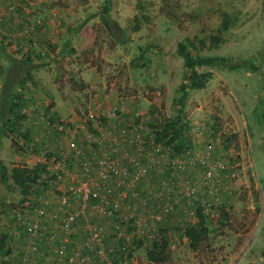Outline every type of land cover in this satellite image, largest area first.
<instances>
[{
	"label": "rangeland",
	"instance_id": "rangeland-1",
	"mask_svg": "<svg viewBox=\"0 0 264 264\" xmlns=\"http://www.w3.org/2000/svg\"><path fill=\"white\" fill-rule=\"evenodd\" d=\"M14 1V9L6 0L1 2L8 7L6 16L10 14L16 23L21 15L19 0ZM29 1L24 0L33 6ZM43 2L49 10L39 16L41 21L30 19L23 29L14 28L12 40L0 33L11 53L29 55L34 63L44 64V76H38L39 69L32 71L34 82L28 78L24 83H12L28 118L15 132L1 136L0 158L11 171L18 165L47 166L52 157L66 151L64 168L72 175L65 173L62 181L55 182L46 169L28 197L12 178L7 183L0 179V233L10 235L12 247L10 255L0 256V264H68L70 260L80 264L82 256L89 257L82 264H264V0H38ZM170 11L177 19L168 15ZM107 12L128 30L124 42L114 43ZM225 13L238 16L236 25L225 32L226 42L218 48L201 49V54L247 60L252 65L232 68L217 62L197 67L200 72L212 71L213 78L205 88L189 91L183 114L192 143L181 155L205 156L226 165L206 180V167L200 161L184 171L170 168L171 148L161 144L156 149L152 126L179 113L175 99L185 69L178 42L187 36L216 33ZM141 14H147L148 21L140 30L131 31L133 18ZM29 27L31 31L26 32ZM36 30L40 33L35 34ZM34 34L36 44L31 45L29 39ZM20 38L28 45L20 48ZM64 42L68 49L63 55L50 56L48 50ZM6 66L0 58L1 93L12 87L6 79L12 80L13 73ZM50 75L54 78L51 84ZM52 100L55 105L50 108ZM119 118L125 119L122 129L139 133L147 154L154 149L158 153L160 163L153 177L141 179V186L135 187L144 190L155 185L148 186L155 198L148 204L143 202L145 198H134L133 192L128 193L130 198H121L118 188L106 185L114 198L92 205L67 237L56 217L62 197L72 195L71 187L83 179V162L100 155L99 135H104L103 143L109 146L110 135L122 130L115 128L114 119ZM224 134L231 137L228 145ZM69 141H75L80 152L70 150ZM130 147L124 155L136 154L133 149L138 146ZM44 158L49 163H44ZM123 160L126 164L127 159ZM164 179L171 182L167 188L161 186ZM108 180L111 185L120 181L118 177ZM188 185L197 187L199 198H168L181 197L180 190ZM50 202H56L53 208L48 206ZM114 202H119V209L113 207ZM172 205L165 213L164 208ZM17 207L27 209L28 222L40 224L35 235L15 219L13 209ZM79 207L73 202L74 209ZM199 207L207 215L211 231L203 247L193 250L183 231L197 220ZM40 209L45 213L39 215ZM222 209L228 212V221L222 218ZM53 225L62 233L50 236L51 245L47 230ZM75 228L86 229L88 237L79 239L81 232L77 229L75 233ZM91 228L101 237L97 240L101 256L96 248L90 250L85 245ZM66 238L70 244L62 251ZM165 240L169 242L168 257L159 261ZM150 251L156 253L154 259L149 257Z\"/></svg>",
	"mask_w": 264,
	"mask_h": 264
},
{
	"label": "trees",
	"instance_id": "trees-1",
	"mask_svg": "<svg viewBox=\"0 0 264 264\" xmlns=\"http://www.w3.org/2000/svg\"><path fill=\"white\" fill-rule=\"evenodd\" d=\"M142 8V7H141ZM141 11H143L141 9ZM171 12V11H170ZM168 15L174 19L175 13L171 12ZM149 16L147 14L136 15L133 18V26L131 31L136 32L140 30L141 24L147 22ZM238 16L236 14H224V19L217 28V32L210 34L207 37H200L199 35L187 36L184 40L178 42L177 52L182 56L184 61V78L178 87L179 97L175 99L177 104L179 103V113L174 119H165L163 122L157 123L152 126L154 141L157 144L171 148L172 156L181 155L187 152L191 145L190 126L184 119V104L188 98L189 91L196 89H203L207 86L209 81L213 78L212 71L200 72L197 70L201 65H212L214 63L229 64L230 67L236 68L240 66L252 65L247 60H233L224 56L218 55H203L201 49H213L218 48L222 43L226 42L225 32L229 28L236 25ZM108 24L115 35L114 43H122L126 40L127 29L121 28L117 21L113 19L110 13L107 12ZM120 29V30H119ZM120 31V35H117L116 31ZM7 37H3L6 39ZM144 53V52H143ZM0 58H4L9 71H12V80H6L10 88H5L2 93L0 92V117L2 118V124L0 125V138L3 134H8V131L15 132L19 123L23 119L28 118L22 108L23 103L17 100V95L13 90V82L18 81L24 83L28 81V78H32V71L44 66L43 63H34L31 56L26 55L24 57H18L11 53L7 46L4 44V40H0ZM55 102L52 100L49 107H54ZM217 123V122H216ZM215 123V125H216ZM218 123L216 125L217 129ZM218 130H215L217 132ZM236 134H234L235 136ZM223 141L227 145L231 141V137L228 138L226 134L223 135ZM46 172V167L43 164H36L34 166L18 165L13 167L11 171H8L7 166L0 158V179L7 183L9 178L20 186L24 197H28L34 185H36L43 174ZM47 182H45L46 184ZM47 185V184H46ZM18 208V207H17ZM16 208L13 209L15 219L17 220ZM222 218L228 221L229 214L226 210L221 211ZM197 220L189 223L183 231V235L188 238L189 245L193 250H200L203 245L209 240L210 228L208 225L207 215L204 213L203 208L199 207L196 211ZM11 237L8 233H0V256H7L12 253V247L10 244ZM168 245L167 240L163 243V248L159 252L163 254L159 261H162L168 257ZM151 259H154L155 252H148ZM158 259V258H157Z\"/></svg>",
	"mask_w": 264,
	"mask_h": 264
},
{
	"label": "built area",
	"instance_id": "built-area-1",
	"mask_svg": "<svg viewBox=\"0 0 264 264\" xmlns=\"http://www.w3.org/2000/svg\"><path fill=\"white\" fill-rule=\"evenodd\" d=\"M3 0H0V2ZM8 3V6L10 9H14L17 4L14 0H6ZM34 27V26H31ZM27 31H31L30 27ZM101 140L99 143H102V145L98 148L100 150V155L97 157L96 160L93 161H85L83 162V179L78 181V183L71 187L73 189L72 195L65 194L62 197V206L60 208V211L56 213V217L60 219L62 228L65 230L67 237L72 235V232L74 231V226L78 223L79 219L81 217H86L89 208L93 204V200H98L99 205L102 201H104V198H109L112 195V190L107 189L105 192L103 191V182L108 180L112 177H118L120 179L119 183L122 186H125V190H121V196L126 197L127 190H135L137 183L141 181V179L152 175L155 167L160 163V160L158 159V153L154 149L150 153L147 154L146 151H143V144H145V141L140 137L139 133L132 132L130 130L122 129L118 135L111 134L109 139L111 140V145L109 143V146L107 144H104L103 141L106 140L104 135H99ZM97 140V139H96ZM153 143L157 146L156 149H159L161 144L155 143L153 140ZM125 144H130L134 146H138V155L134 156L133 154H127L126 157H123L121 152L125 146ZM69 149L76 151L77 153L80 152L78 145L75 141H69ZM44 152H40L39 155L43 154ZM67 152L62 151L57 156H54L51 158L50 163L48 162V158H44V163L46 169H48L52 175L55 177V182L62 181L64 174L72 175L69 168L65 169L64 167L67 166ZM123 158L127 159V163L125 164ZM158 159V161L156 160ZM200 161L203 166L206 167V174L205 179L209 180L212 179L215 173V170L217 169H225L226 165L222 163H218L212 160L207 159L205 156H201L200 158H197L193 155H178V156H172L169 164L170 168L177 170V171H184L191 168H194L197 165V162ZM129 168L131 171H129ZM75 178V177H74ZM169 180L164 179L161 181V186L163 188H167L171 185V182ZM133 192V191H131ZM180 195H175V197H172V195H168V198H187V201L194 200V198H199L197 196V187L194 185H188L184 189L180 190ZM135 198H139L138 193L134 191L132 193ZM163 194L161 193L159 197H161ZM76 197L82 199V203L78 209L73 208V202L76 199ZM121 197V198H122ZM127 198V197H126ZM142 198V197H140ZM143 199L144 203H150L151 198H154V195L147 194ZM106 204L111 203L109 200L105 201ZM174 204V203H173ZM113 207L115 209L120 208L119 202H114ZM173 208L172 206H167L164 208L165 213L169 212ZM27 209L25 207L22 208H16L15 212L17 214L18 220L22 221L24 224L27 225V229L29 231L30 235H35L38 232L39 223H32L27 221V217L25 216ZM62 211V212H61ZM44 209L39 210V215L44 214ZM132 217V215H131ZM101 237L99 236V232L96 228L90 229V236L89 239L86 241L85 245L88 247V249L93 250V248L97 249L98 255H103L102 248L97 247V240ZM65 242L61 245L62 251L63 248H65L67 245L70 244V240L66 238L64 240ZM99 249V250H98ZM86 259H89V257L82 256L81 263L82 264ZM128 263V261H126ZM68 264H76L74 261L70 260ZM131 264H137L135 262H131Z\"/></svg>",
	"mask_w": 264,
	"mask_h": 264
},
{
	"label": "crops",
	"instance_id": "crops-1",
	"mask_svg": "<svg viewBox=\"0 0 264 264\" xmlns=\"http://www.w3.org/2000/svg\"><path fill=\"white\" fill-rule=\"evenodd\" d=\"M46 1H48V0H46ZM19 5H20V13H19V15H21V16H19L18 18H17V21H16V23L14 22V20L12 19V18H9L10 17V14H9V16H6V14L7 13H9L8 11H7V9H8V7H7V9H6V4L5 3H2V2H0V33H2L3 35H8L9 37V40H12V38L10 37V35H14L13 34V30H14V28H16L17 30H18V28H19V30H20V28H24V25L25 24H30V19H31V21H36V22H39V21H41V18L39 17L40 15H42V14H44L45 12H44V10H46L47 11V9L49 10V7L48 8H45L46 6H47V4H44L45 2H43V3H38V0H32L31 2L29 1V3H31V5H33V6H30L27 2H24V0H19ZM31 12L33 13L32 14V17H31ZM6 16V17H5ZM27 22V23H26ZM60 29H61V27H60ZM38 30H36L35 31V34H38V33H40V32H37ZM35 34H34V38L33 37H30V39H29V41H30V44L32 45L33 43L34 44H36V42L34 41V40H37V37L35 36ZM20 35H25L23 32H20ZM40 35H44L43 33L42 34H40ZM40 35H39V37H40ZM50 35V34H49ZM49 35L48 34H46L45 36H47V37H49ZM5 37H7V36H5ZM16 39V38H15ZM21 41V38L18 40L17 39V42L19 43V46H20V48H22L23 46H26V45H28V43L26 42V43H21L20 42ZM55 42V41H54ZM53 42V43H54ZM50 43V42H49ZM52 43V42H51ZM53 48H54V50H51V49H49L48 50V52H49V54H51L50 56H52V57H56L58 54H59V56H62L63 55V52L65 51V50H67L68 49V46H67V44H65V42L64 43H62L61 44V46H52ZM43 53H45V51H43ZM48 55V54H47ZM57 58H58V56H57ZM43 67L44 66H42V67H40L39 68V70L38 71H36V73L38 74V76H40V75H42L43 73H41V71H42V69H43ZM43 76H44V74H43ZM54 78H51V75H50V78H49V81H48V83L49 84H51V81L53 80ZM7 80V79H6ZM123 120H125L124 118H119V120L118 119H114V121H116L117 122V124L115 125V128L116 129H119L120 130V128L122 129V127H124V124H122V121ZM110 126V125H109ZM118 130V131H119ZM132 147L134 146V145H131ZM127 147H129V149L131 148L130 147V145L129 144H125V146H124V148H123V150H122V152H121V154H122V156L123 157H126V155H124L123 154V152H128V150L129 149H126ZM131 150H132V148H131ZM133 151L136 153L135 155L137 156L138 155V150H137V148L135 147V149H133ZM145 151V150H144ZM129 154V153H128ZM134 154V153H133ZM79 163H77V165H78ZM129 171H131L130 170V168H129ZM151 177H153V174L152 175H149V176H147V177H145L144 179H150ZM111 182L112 181H110V180H106L105 181V183H104V187H103V191H102V193L103 192H105V190L106 189H108V188H106L105 186L106 185H110V186H112L113 187V190H116L117 188H118V190H122V191H124L125 190V186H122L120 183H118L117 184V180L116 181H114V183L111 185ZM116 182V183H115ZM149 184V183H148ZM149 185H151V184H149ZM148 185V186H149ZM141 186V183L140 182H138L137 183V187H140ZM145 186V185H144ZM148 186H146V189L144 188V190L142 189V190H138L137 188L135 189V190H127V193L129 192V194L131 193V191H136L137 193H138V196L139 197H142V198H144L147 194H156L154 191H152V189L150 188V187H148ZM152 186V185H151ZM152 187H155V185H153ZM162 193V192H161ZM121 195V194H120ZM126 197L127 198H130V196H128V194L126 195ZM126 197H122V198H126ZM109 198H114V196H110ZM135 198V197H134ZM137 198V197H136ZM154 198H155V195H154ZM74 202H75V204L76 205H78V206H80L81 205V203H82V199L81 198H76V200H74ZM49 203V202H48ZM52 203V204H51ZM55 203L56 202H50V205H48V206H50V208H53V205L55 206ZM95 203H96V205L99 203L98 202V200H95V202H93V204L92 205H95ZM78 229V232L80 231L81 232V229L82 228H77ZM76 228H75V233H76V230H77ZM83 230V229H82ZM77 232V233H78ZM59 233H62V231L61 230H56V227L53 225L51 228H49V230H47V236H48V242H49V244H51L52 243V241L53 240H51L50 238V236H52V235H56V234H59ZM88 237V231L85 229V231L84 232H81V235H80V237H78L79 239L80 238H82L83 240L84 239H86ZM59 243L60 242H57V244L59 245ZM52 245V244H51ZM49 247H51V246H49Z\"/></svg>",
	"mask_w": 264,
	"mask_h": 264
}]
</instances>
